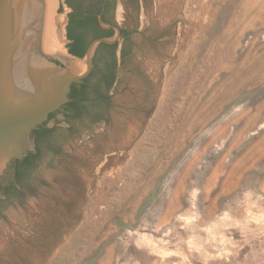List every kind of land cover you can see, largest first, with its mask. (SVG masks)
<instances>
[{
    "label": "rangeland",
    "instance_id": "374dc122",
    "mask_svg": "<svg viewBox=\"0 0 264 264\" xmlns=\"http://www.w3.org/2000/svg\"><path fill=\"white\" fill-rule=\"evenodd\" d=\"M117 1L108 100L0 176V264H264V0Z\"/></svg>",
    "mask_w": 264,
    "mask_h": 264
},
{
    "label": "water",
    "instance_id": "95a60500",
    "mask_svg": "<svg viewBox=\"0 0 264 264\" xmlns=\"http://www.w3.org/2000/svg\"><path fill=\"white\" fill-rule=\"evenodd\" d=\"M88 13L89 0L76 8L70 0H0V176L27 154L33 130L70 100L71 85L90 73L95 45L119 36L110 25L116 36L96 38L86 50Z\"/></svg>",
    "mask_w": 264,
    "mask_h": 264
},
{
    "label": "crops",
    "instance_id": "0c3cea01",
    "mask_svg": "<svg viewBox=\"0 0 264 264\" xmlns=\"http://www.w3.org/2000/svg\"><path fill=\"white\" fill-rule=\"evenodd\" d=\"M73 4V6L76 8L79 0H70ZM102 0H89V13L86 19V23L83 29V33L81 36V42L84 45L85 49L87 50L89 44L92 40L96 38H113L116 36V30L111 27L110 25L116 26L119 29V36L113 43H106V42H99L95 45L93 52H96L94 55H92V69L96 65L97 59L102 60H109V63H111L112 67L114 68L116 64V58L117 54L121 51L122 44L124 39L126 38L125 30L122 25L118 23L117 20V5L118 1L110 0V10L103 11L102 10ZM99 18L104 24V26H101L99 23ZM122 32V33H121ZM105 50H110L109 55ZM123 54V51H121ZM108 55V56H107ZM85 67V64H84ZM90 71V72H91ZM114 84V78L111 81V87H113ZM80 82L75 83V87H79ZM109 89V91H110ZM110 93V92H109ZM3 195H0L2 197Z\"/></svg>",
    "mask_w": 264,
    "mask_h": 264
},
{
    "label": "trees",
    "instance_id": "16d2710c",
    "mask_svg": "<svg viewBox=\"0 0 264 264\" xmlns=\"http://www.w3.org/2000/svg\"><path fill=\"white\" fill-rule=\"evenodd\" d=\"M66 4L70 6V3L68 1H66ZM87 84L88 76L81 79L79 85L80 89H77L75 87V83H73L69 92L70 100L62 106L61 111L56 110L51 112L48 115V119L42 122L36 129L33 130V134L35 135V148L33 151L28 152L22 159L14 161L15 181L12 183V188H16L19 186L21 178L26 174V169H28V167L33 163V158L38 156L40 149V140H48V137H46V135L51 133L52 128H47L46 123L55 112H63L65 114L64 121L68 125V127L71 126L68 120L70 116L76 117L88 114L89 111L85 104L89 100ZM99 86L100 85H96L93 90L99 89ZM1 195L4 196L5 193L3 192Z\"/></svg>",
    "mask_w": 264,
    "mask_h": 264
},
{
    "label": "flooded vegetation",
    "instance_id": "af4514ba",
    "mask_svg": "<svg viewBox=\"0 0 264 264\" xmlns=\"http://www.w3.org/2000/svg\"><path fill=\"white\" fill-rule=\"evenodd\" d=\"M102 4V10L105 11H109L110 10V0H102L101 2ZM122 33V32H121ZM112 70H113V67L111 65V63H106V66L104 69H102L99 73V76L94 80V82H92L91 84H87V89H91L93 90V88L96 86V85H100L99 89L95 90L97 93L100 92L102 94V97L103 99L105 100H108L109 98V95H108V92H109V89L111 87V81L113 79V74H112ZM91 73L90 72L87 76L88 78L91 76ZM77 89H80V87H76ZM61 111V109L59 110ZM63 114V116L65 117V114L63 112H61Z\"/></svg>",
    "mask_w": 264,
    "mask_h": 264
},
{
    "label": "bare ground",
    "instance_id": "6f19581e",
    "mask_svg": "<svg viewBox=\"0 0 264 264\" xmlns=\"http://www.w3.org/2000/svg\"><path fill=\"white\" fill-rule=\"evenodd\" d=\"M84 69H85V67H84Z\"/></svg>",
    "mask_w": 264,
    "mask_h": 264
}]
</instances>
